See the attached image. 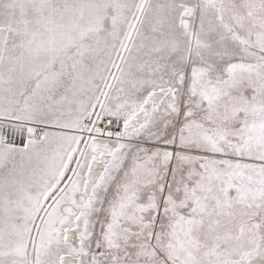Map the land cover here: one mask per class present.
<instances>
[{"label": "snow or ice", "instance_id": "6c2138e0", "mask_svg": "<svg viewBox=\"0 0 264 264\" xmlns=\"http://www.w3.org/2000/svg\"><path fill=\"white\" fill-rule=\"evenodd\" d=\"M0 264H264V0H0Z\"/></svg>", "mask_w": 264, "mask_h": 264}]
</instances>
